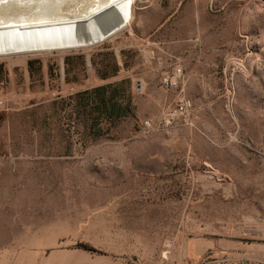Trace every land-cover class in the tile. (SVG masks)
<instances>
[{
	"label": "rangeland",
	"instance_id": "1",
	"mask_svg": "<svg viewBox=\"0 0 264 264\" xmlns=\"http://www.w3.org/2000/svg\"><path fill=\"white\" fill-rule=\"evenodd\" d=\"M100 86L131 114L97 111ZM258 219L264 0H136L97 44L0 57V264H177L191 233Z\"/></svg>",
	"mask_w": 264,
	"mask_h": 264
},
{
	"label": "bare ground",
	"instance_id": "2",
	"mask_svg": "<svg viewBox=\"0 0 264 264\" xmlns=\"http://www.w3.org/2000/svg\"><path fill=\"white\" fill-rule=\"evenodd\" d=\"M135 1L90 0L85 7L84 0H0V57L12 54L27 57L97 44L129 27ZM56 5L61 7L57 9ZM103 14H108L111 20L95 35L69 38L61 33L63 28L73 30L93 17L101 20Z\"/></svg>",
	"mask_w": 264,
	"mask_h": 264
},
{
	"label": "crops",
	"instance_id": "3",
	"mask_svg": "<svg viewBox=\"0 0 264 264\" xmlns=\"http://www.w3.org/2000/svg\"><path fill=\"white\" fill-rule=\"evenodd\" d=\"M242 225L239 230L228 226L220 232L205 228L191 233L185 245L180 244V250L175 246L174 262L200 264L208 256L215 260L214 264L264 262V221H244Z\"/></svg>",
	"mask_w": 264,
	"mask_h": 264
},
{
	"label": "trees",
	"instance_id": "4",
	"mask_svg": "<svg viewBox=\"0 0 264 264\" xmlns=\"http://www.w3.org/2000/svg\"><path fill=\"white\" fill-rule=\"evenodd\" d=\"M108 89H110V86H100L92 91H85L82 94L83 96H87L91 99L92 103L95 104L97 111L109 119H119L129 116L131 114V110L114 100L115 95L108 97Z\"/></svg>",
	"mask_w": 264,
	"mask_h": 264
},
{
	"label": "built area",
	"instance_id": "5",
	"mask_svg": "<svg viewBox=\"0 0 264 264\" xmlns=\"http://www.w3.org/2000/svg\"><path fill=\"white\" fill-rule=\"evenodd\" d=\"M182 71L183 70L181 67L176 66L170 74L162 78V85L168 90L177 89L183 77ZM190 108H191V102L186 99H181L180 102L177 104V106L168 114H166V118H165L166 124L167 125L172 124L177 117L183 115ZM214 263L215 260L212 259L211 256H208L200 264H214ZM238 264H264V262L246 261Z\"/></svg>",
	"mask_w": 264,
	"mask_h": 264
}]
</instances>
